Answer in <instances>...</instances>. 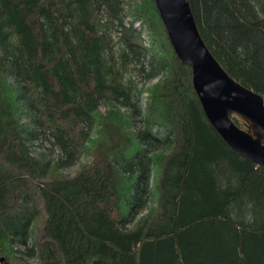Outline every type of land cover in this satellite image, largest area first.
Wrapping results in <instances>:
<instances>
[{"label": "trees", "instance_id": "16d2710c", "mask_svg": "<svg viewBox=\"0 0 264 264\" xmlns=\"http://www.w3.org/2000/svg\"><path fill=\"white\" fill-rule=\"evenodd\" d=\"M188 4L223 69L264 99V0ZM156 76L142 113L138 81ZM190 76L153 0H0V257L264 264V168L220 138Z\"/></svg>", "mask_w": 264, "mask_h": 264}, {"label": "water", "instance_id": "95a60500", "mask_svg": "<svg viewBox=\"0 0 264 264\" xmlns=\"http://www.w3.org/2000/svg\"><path fill=\"white\" fill-rule=\"evenodd\" d=\"M153 2L173 53L190 68L192 90L209 124L228 147L264 168L263 97L233 80L219 64L198 32L188 0ZM0 264L10 263L0 257Z\"/></svg>", "mask_w": 264, "mask_h": 264}, {"label": "rangeland", "instance_id": "374dc122", "mask_svg": "<svg viewBox=\"0 0 264 264\" xmlns=\"http://www.w3.org/2000/svg\"><path fill=\"white\" fill-rule=\"evenodd\" d=\"M131 1H137V0H131ZM123 10L125 11L126 10V6L125 4L123 5ZM128 18H126L127 20ZM125 20V21H126ZM148 45V41L147 39L145 38V46ZM159 76H156L152 79H148V80H139L138 81V84H137V87L141 90V95L139 97V107L141 109V112L143 113V110H144V102H145V92H146V88L147 86H149L150 84L154 83L157 78ZM100 109H102V107H100ZM143 116L140 117V120H142ZM140 123L138 122L137 125H139ZM51 155V154H50ZM90 161L89 157L85 156V155H81L79 158H78V161L75 163V164H72L71 166L69 167H66L64 169H62L60 171V173L64 176H72L80 167L81 164H85V163H88ZM154 202L153 201H148L146 203V207L148 208L150 205H154L153 204ZM145 211L142 210L140 213H138L137 215H135L134 219L138 218V216L143 213ZM17 250H18V253H17V256L20 258V263L21 264H34L36 262V258L35 256H27L25 253L24 254H20V252H22L21 248L20 247H15Z\"/></svg>", "mask_w": 264, "mask_h": 264}, {"label": "built area", "instance_id": "2783aa9c", "mask_svg": "<svg viewBox=\"0 0 264 264\" xmlns=\"http://www.w3.org/2000/svg\"><path fill=\"white\" fill-rule=\"evenodd\" d=\"M136 25H137V23H136Z\"/></svg>", "mask_w": 264, "mask_h": 264}]
</instances>
